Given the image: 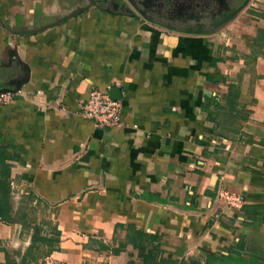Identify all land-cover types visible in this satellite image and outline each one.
Segmentation results:
<instances>
[{
	"label": "crops",
	"instance_id": "0c3cea01",
	"mask_svg": "<svg viewBox=\"0 0 264 264\" xmlns=\"http://www.w3.org/2000/svg\"><path fill=\"white\" fill-rule=\"evenodd\" d=\"M121 1L0 0V90L29 73L0 104V178L23 220L0 218V264H126V237L154 236L164 256L183 243L178 264H264V0L203 20ZM114 87L121 126L80 116ZM37 226L60 232L48 256Z\"/></svg>",
	"mask_w": 264,
	"mask_h": 264
},
{
	"label": "trees",
	"instance_id": "16d2710c",
	"mask_svg": "<svg viewBox=\"0 0 264 264\" xmlns=\"http://www.w3.org/2000/svg\"><path fill=\"white\" fill-rule=\"evenodd\" d=\"M245 0H239L235 6L242 5ZM0 166L4 167L7 171L8 166L6 167L5 164H1ZM7 172H4L3 178H0V218L7 222H23L19 216L12 217V199H11V189H10V182L6 179ZM28 205L32 208V202L34 200L33 196L30 195L28 198ZM47 207V205H43V208ZM33 210V209H32ZM34 215V214H32ZM31 222L29 224H34L36 222L35 216H32ZM43 224H47V222L43 219ZM41 225V224H40ZM33 235V248H37L35 246H39L37 244H44L47 246L46 255L48 256L54 249L53 244H58L60 232L54 227L52 228L51 235L49 238H46L41 235L40 231L41 228L37 226ZM42 232V231H41ZM127 241L132 243L133 250L130 254V259L126 264H178L177 260L173 258L174 255L182 256L185 251V246L181 241L178 243V247H176L174 252H167L166 256L164 253L166 252L162 249V243L160 237H126ZM36 255H39L37 252ZM232 260L231 264H256V260L254 261H245L242 258L234 259L229 258ZM234 261V262H233ZM184 261H182L181 264Z\"/></svg>",
	"mask_w": 264,
	"mask_h": 264
},
{
	"label": "built area",
	"instance_id": "2783aa9c",
	"mask_svg": "<svg viewBox=\"0 0 264 264\" xmlns=\"http://www.w3.org/2000/svg\"><path fill=\"white\" fill-rule=\"evenodd\" d=\"M249 8L257 11L256 3L250 2ZM22 95V91H6L0 93V104H9L18 96ZM121 102L112 99L107 92L93 90L85 99L80 108V116L92 122L96 127L100 128H117L121 126ZM218 198L229 207L239 209L241 207V199L232 193L221 191Z\"/></svg>",
	"mask_w": 264,
	"mask_h": 264
},
{
	"label": "rangeland",
	"instance_id": "374dc122",
	"mask_svg": "<svg viewBox=\"0 0 264 264\" xmlns=\"http://www.w3.org/2000/svg\"><path fill=\"white\" fill-rule=\"evenodd\" d=\"M170 1L174 2V4L170 5L172 7L170 10L174 9L173 11H175L174 12L175 19L179 18L178 14L182 15L184 12L188 15V18L190 19L198 20L199 18H202L201 20H203L205 19L203 18L204 16L207 17L208 16L210 17L212 15L219 16L217 14H221L224 11L230 12L233 10L232 8H235L234 6L236 5V3L233 2L232 0H170ZM132 2L133 3H131V5L136 3V0H133ZM245 2L242 5H240L237 8V10L244 9L247 6ZM110 3H117V4L121 3L120 4L121 7H127L122 4L121 0H107L106 4H110ZM128 5H130L129 1H128ZM29 211H31V213L34 214L36 217L37 215L38 217L40 216V221H37L36 223L43 222V219L45 220V217H47L48 214L47 209H45L44 211L42 210L40 211L39 209L37 210L34 209ZM34 228L36 227L32 226L33 230Z\"/></svg>",
	"mask_w": 264,
	"mask_h": 264
},
{
	"label": "water",
	"instance_id": "95a60500",
	"mask_svg": "<svg viewBox=\"0 0 264 264\" xmlns=\"http://www.w3.org/2000/svg\"><path fill=\"white\" fill-rule=\"evenodd\" d=\"M29 79V73H28V69L27 68H24V75L23 77L19 78L18 80H16L15 82H11L9 84V87L10 88H5V89H1L0 90V93L1 92H6V91H17L19 90L23 84H25ZM108 95L114 99V100H119L120 99V91L118 88L114 87L112 89H110L108 91Z\"/></svg>",
	"mask_w": 264,
	"mask_h": 264
}]
</instances>
